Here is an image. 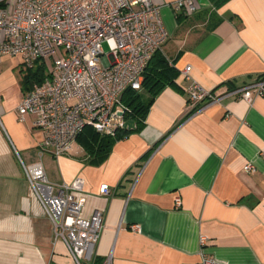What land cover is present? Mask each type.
Segmentation results:
<instances>
[{
  "label": "crops",
  "instance_id": "obj_1",
  "mask_svg": "<svg viewBox=\"0 0 264 264\" xmlns=\"http://www.w3.org/2000/svg\"><path fill=\"white\" fill-rule=\"evenodd\" d=\"M173 1L154 0L166 3L157 51L178 71L174 84L100 162L77 137L62 155L43 151L34 115L17 113L35 81L20 57L0 56V264H74L26 178L23 164L37 161L52 183L84 180L83 217L102 212L90 264H196L201 251L223 264H264V94L253 89L264 76V0H196L190 15ZM192 83L218 102L189 110ZM246 86L250 102L232 92Z\"/></svg>",
  "mask_w": 264,
  "mask_h": 264
},
{
  "label": "built area",
  "instance_id": "obj_2",
  "mask_svg": "<svg viewBox=\"0 0 264 264\" xmlns=\"http://www.w3.org/2000/svg\"><path fill=\"white\" fill-rule=\"evenodd\" d=\"M154 0H0V56L19 55L25 70L52 59L51 69L20 99L17 113L34 115V126L43 133L42 149L57 157L71 148L85 126L111 133L118 118L128 111L121 96L139 90L151 56L167 39ZM174 10L187 15L196 0H175ZM109 45L104 51L103 43ZM190 66L179 72L186 78ZM264 94V76L254 85ZM236 97L251 101L250 86L236 88ZM218 98L198 83L187 88V106L217 103ZM199 111V110H198ZM121 114V115H120ZM29 185L52 223L55 236L64 242L74 264H90L103 227L102 212L83 217L84 180L52 183L40 161L23 164ZM247 172L255 170L245 164ZM99 194L111 190L102 184ZM205 237L199 239L203 245ZM109 260L104 264H109ZM196 264H223L201 251Z\"/></svg>",
  "mask_w": 264,
  "mask_h": 264
},
{
  "label": "trees",
  "instance_id": "obj_3",
  "mask_svg": "<svg viewBox=\"0 0 264 264\" xmlns=\"http://www.w3.org/2000/svg\"><path fill=\"white\" fill-rule=\"evenodd\" d=\"M222 1V0H220ZM178 71L168 64V61L156 51L150 58L143 71L141 89H126L121 101L127 107L125 121L132 122L131 127L116 124L111 133L101 134L91 126H85L77 135L83 145L94 153L96 162L102 161L108 154L113 143L133 131H137L144 125L147 111L156 94L166 85L173 86ZM45 77V69L42 64L28 70L26 80L33 79L40 83Z\"/></svg>",
  "mask_w": 264,
  "mask_h": 264
},
{
  "label": "rangeland",
  "instance_id": "obj_4",
  "mask_svg": "<svg viewBox=\"0 0 264 264\" xmlns=\"http://www.w3.org/2000/svg\"><path fill=\"white\" fill-rule=\"evenodd\" d=\"M103 49H104V51L109 50L108 43H106V42L103 43ZM11 56H15L16 58H19V55H11ZM43 63H44L43 67L45 69V72L49 71L51 69V66H52V59L47 58ZM39 64H41V63H39Z\"/></svg>",
  "mask_w": 264,
  "mask_h": 264
},
{
  "label": "water",
  "instance_id": "obj_5",
  "mask_svg": "<svg viewBox=\"0 0 264 264\" xmlns=\"http://www.w3.org/2000/svg\"><path fill=\"white\" fill-rule=\"evenodd\" d=\"M121 115V114H120ZM122 125L125 127V126H129V127H131V125H132V122H130V121H124L123 123H122Z\"/></svg>",
  "mask_w": 264,
  "mask_h": 264
}]
</instances>
